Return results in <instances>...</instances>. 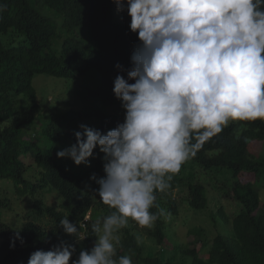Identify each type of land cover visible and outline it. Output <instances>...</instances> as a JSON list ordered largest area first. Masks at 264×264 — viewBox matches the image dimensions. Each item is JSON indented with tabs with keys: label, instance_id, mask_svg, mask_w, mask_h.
<instances>
[{
	"label": "trees",
	"instance_id": "obj_1",
	"mask_svg": "<svg viewBox=\"0 0 264 264\" xmlns=\"http://www.w3.org/2000/svg\"><path fill=\"white\" fill-rule=\"evenodd\" d=\"M0 5V182L10 183V191L27 200L26 221L16 225L6 222L8 202L0 201V264H27L32 252L48 251L61 241L75 245L76 259L97 239L92 224L114 211L100 200L99 184L91 179L106 175L104 154L97 148L90 166H77L56 153L76 142L74 132L82 131L81 124L106 134L123 121L125 110L113 88L117 75L127 79V71L115 66L131 69L138 34L130 30L131 17L118 13L113 0H0ZM90 73L99 84L81 87L96 101L88 110L41 111L36 78L71 82ZM261 192L264 121L231 122L195 149L169 187L156 193L158 208L150 211L163 210L157 220L141 227L129 219L119 230L114 259L130 256L132 264H264ZM200 214L210 220L211 241L204 239V227L189 228ZM65 217L78 221L85 240L64 232L59 222ZM182 225L190 230L187 243L176 242ZM17 232L23 242L15 240L13 248Z\"/></svg>",
	"mask_w": 264,
	"mask_h": 264
},
{
	"label": "clouds",
	"instance_id": "obj_2",
	"mask_svg": "<svg viewBox=\"0 0 264 264\" xmlns=\"http://www.w3.org/2000/svg\"><path fill=\"white\" fill-rule=\"evenodd\" d=\"M113 3L131 17L130 30L140 41L131 69L115 66L127 71V79L117 75L113 88L125 110L123 121L106 134L81 124L76 142L56 155L90 166L99 148L106 175L91 179L99 184L100 200L114 211L92 224L97 239L78 258L73 259L75 245L61 241L32 252L27 264H132L130 256L114 259L117 233L129 219L141 227L157 220L163 210L150 211L158 208L156 193L229 121H264V0ZM59 226L79 241L87 238L78 221L65 217ZM17 239L23 242L19 232L13 248Z\"/></svg>",
	"mask_w": 264,
	"mask_h": 264
},
{
	"label": "rangeland",
	"instance_id": "obj_3",
	"mask_svg": "<svg viewBox=\"0 0 264 264\" xmlns=\"http://www.w3.org/2000/svg\"><path fill=\"white\" fill-rule=\"evenodd\" d=\"M98 84L99 80H97V77L94 73H90L83 78H79L77 81L71 82L43 76L36 78L34 81V86L38 90L37 99L39 106L41 111L46 114L50 113L51 111H66L69 109L88 110L92 106V103H96V101L92 100L87 93H82L81 87L88 86L91 89H95ZM231 122L237 121H229V123ZM37 141H42L41 135L37 137ZM200 176L205 181L207 180V177L204 174L200 173ZM10 189H12L10 183L0 182V201L7 200L9 207L5 208V211H9L6 213V222L9 225L13 223L16 225L18 222L26 221L25 213L27 208L24 203H27V200L25 198L19 199V197L13 194ZM260 196L261 199H264L263 192H261ZM57 198L59 199L60 197L57 195ZM87 218H90V216ZM27 223H24V227L27 225ZM183 223L184 219L181 218V224ZM20 226L23 227L21 224ZM200 226L204 227V229L207 231L204 239L211 241V238L213 237V231L211 230L210 220L207 214L197 215L193 219V222L189 228L193 229ZM189 231L190 230L188 228L185 229L182 225L178 230V234L176 235V242L187 243V235ZM190 241H192V239H190Z\"/></svg>",
	"mask_w": 264,
	"mask_h": 264
},
{
	"label": "bare ground",
	"instance_id": "obj_4",
	"mask_svg": "<svg viewBox=\"0 0 264 264\" xmlns=\"http://www.w3.org/2000/svg\"><path fill=\"white\" fill-rule=\"evenodd\" d=\"M109 1V0H108ZM93 14H94V12H93ZM89 15V14H88ZM111 22V21H110ZM127 30V29H126ZM97 33V32H96ZM103 36V35H102ZM100 38V37H99ZM58 39V38H57ZM117 42V41H116ZM125 43V42H124ZM112 46H114V45H112ZM115 47V46H114Z\"/></svg>",
	"mask_w": 264,
	"mask_h": 264
}]
</instances>
